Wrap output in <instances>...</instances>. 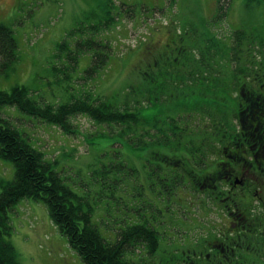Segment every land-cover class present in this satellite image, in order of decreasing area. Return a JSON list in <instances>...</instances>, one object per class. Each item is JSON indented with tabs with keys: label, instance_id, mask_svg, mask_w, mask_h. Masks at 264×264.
Wrapping results in <instances>:
<instances>
[{
	"label": "rangeland",
	"instance_id": "obj_1",
	"mask_svg": "<svg viewBox=\"0 0 264 264\" xmlns=\"http://www.w3.org/2000/svg\"><path fill=\"white\" fill-rule=\"evenodd\" d=\"M105 1L0 0V23L12 29L17 42V59L12 61L10 68L0 73V92L8 91L15 85L25 86L31 90L32 98L44 106H51L52 110L67 102L92 99L91 108H97L101 102L104 111L110 110L113 106L122 110L133 109L134 106L140 108L141 104L150 106L157 103L158 111L164 108V112L161 110L162 114H159L157 111V115L152 117L154 120L150 122L137 118V125L132 130L135 132L127 130L120 132L118 125L112 127L97 121L92 111L75 109L65 118V123L70 128L65 130L61 126L65 123H54L30 116L18 109L13 101H8L0 94L2 121L6 122L11 130L22 135L32 147L42 151L47 160L55 161L56 170L71 189L87 198L92 206L96 203V208L92 210L94 221L98 222L100 216L106 221L113 218L123 220L127 209L133 221L144 219L143 212L145 215L150 212V215L158 218V215H155L156 209L148 206L147 200L151 199L160 205L159 217L162 226L158 229V237L162 240L150 256L146 255V242L135 248L132 257L136 259V255H140V264L148 261L156 263L163 254L166 255L163 245L171 243L168 240L170 238H175L176 244L183 245L188 253V250H194L195 246L199 250L206 241L210 242L207 240L209 234L222 236L225 232H234L235 227L242 230L243 227H238L242 220V210L234 211L235 208H231L232 203L229 199L234 193L228 186L229 181L234 178L235 170L244 172L243 178L248 184V193L252 192L256 198L260 197V202L259 200L252 202L251 210L256 214L262 211L260 223L264 224V213L260 210V204L264 207V147L260 145L257 155L250 158L248 145L244 147L241 143L245 142L244 140L239 142L237 148L242 149V154L249 156L251 164H256L253 172L248 166L243 168L241 160L236 161L234 156L225 153L230 138L225 143V138L219 134L226 130L225 134L229 135L228 130L237 129L238 118L232 117L228 120L218 116L219 114L211 110L212 106L210 108V99L187 106L188 98L184 93L186 95L188 90L185 86L175 83L177 76L173 70L168 66L155 67L153 62L158 52L165 49L164 44L170 43L174 35L182 37L180 45L177 43L180 47L175 56L180 57L177 62L184 61V65L186 57H188L186 64L192 61L188 53L191 57L195 55L197 60H212L211 54H215L211 46L214 42L209 38L212 35L218 37L219 40H214H218L221 45L229 44L228 40L233 42L231 35L233 37L234 31L238 29L245 31L246 43H250L252 39L258 41L264 38V4L231 0L229 6L225 8L224 16H218L217 0H110V4H115L117 11L120 8L123 10V15L117 16L116 22L112 21L115 22L112 26L100 25L98 30L90 33L92 20L97 18V13L98 15L103 13L102 6ZM125 9H133V14L125 12ZM89 35L98 37L108 44L106 47L110 53L105 62L99 61L101 47L92 53L69 52L77 48V42L81 38ZM56 44L59 51L56 50ZM199 47L205 52L200 51ZM209 48L212 49L209 51ZM170 49L176 52L175 47L170 46ZM226 55H220L222 59L219 66L222 69L228 64ZM70 57H75V60L71 61ZM169 60L171 57L166 61ZM146 61L153 65L154 69L151 85L153 90L164 88L162 93L154 94L158 98L152 97V103L145 97L148 95L147 88L140 91L133 88L136 87L137 79L136 71L132 70L133 64ZM179 65L177 64V68ZM196 66L200 67L199 70L203 68L208 70V64L197 63ZM136 68L141 76L144 67ZM164 68L169 69V73L163 70ZM166 78V84H163ZM130 85L133 87L129 88ZM14 98L11 97L12 100ZM39 112L42 114L44 112L41 104ZM172 115L178 120L176 122L178 127H175L174 135L166 136L165 127L160 128L159 120H167L168 116ZM151 122L155 124L150 125ZM168 125L174 126L171 123ZM150 135H153V139L149 138ZM201 137L212 138L214 141L207 143L210 146L202 150ZM194 138L199 144L197 163L200 162L201 167L206 166L202 172L205 178L203 177L199 184L195 182L196 177H193L192 168L196 170L200 168L195 166L191 168L192 160L187 158L184 149L185 157L181 158L180 165L160 160L164 166L178 169L175 179H172L175 172L170 174L169 190L166 191L163 186L164 191L169 193L165 196H170L171 206L169 205V209L166 210L161 203L162 199L152 193L155 184L162 186L159 178L163 174L161 170L154 168L155 162L151 163L150 160L153 153H157L156 157L164 154L171 162L174 158L168 156L172 153L169 149L174 146L183 148L181 144H176L179 141L186 147L188 139ZM134 141L149 143L132 145ZM203 151L207 152V160L210 163L208 166L201 164ZM179 152L180 149L175 150V153ZM219 161H226L222 164L223 173L225 170L232 171L225 174L217 172L212 180V185H216V188L211 186L210 189L209 184L203 185V180H209L207 178L211 176L209 172L218 169L219 164L216 162ZM93 173H96V176H92ZM157 173L158 177L155 176ZM13 175L12 162L0 157V182L12 180ZM101 179L109 184L117 179L118 183L113 190H108L100 186ZM175 180V189L178 192H174ZM256 185L258 187H255ZM239 186L242 188L237 191L245 187L243 184ZM1 189L0 185V192ZM218 189L219 193H216L215 190ZM97 192L103 194L102 200H96ZM125 204L127 209L124 208ZM170 207L171 222L163 223V220L169 217ZM133 211L140 214L137 215ZM8 217L11 229L6 238L16 249L21 264H84L69 245L67 237L60 233L50 219L48 207L42 200L22 198L8 210ZM262 228L259 234L251 235L250 240L253 242L251 247L248 246L251 243L247 244V240L245 243L239 241V249H243L245 253L238 259L235 258L233 264H264V242L260 237L261 234L264 238V227ZM103 230L106 231L104 228ZM103 230L101 229L102 232ZM233 234L236 240L240 239ZM226 241L229 247L238 246L235 240ZM228 253L230 254V249L226 248V255ZM129 255L128 252L127 256ZM170 256L164 257L166 264H172L171 259L168 260Z\"/></svg>",
	"mask_w": 264,
	"mask_h": 264
},
{
	"label": "trees",
	"instance_id": "obj_2",
	"mask_svg": "<svg viewBox=\"0 0 264 264\" xmlns=\"http://www.w3.org/2000/svg\"><path fill=\"white\" fill-rule=\"evenodd\" d=\"M230 1L231 0H217L218 16H224L225 8L229 6ZM246 1L262 2L264 4V0ZM133 11V9H125V12L128 13L130 12L133 14ZM102 12L103 13L99 15L97 13V18L92 20V26L89 28L90 33L98 30L100 25H106L108 27L112 26L116 22V17L123 15V10L121 11L120 8V10L117 11V7L115 4H110V0L103 2ZM181 38V36L174 35L170 43L166 42V44H164L165 49L162 52H158L159 54L153 61L155 63L154 66L161 68L163 66H168L176 74L177 78L181 77L179 79L175 77V83L185 86V89L188 90L186 95L184 93V96L188 98L187 106H193L196 103L210 99V108L212 106L211 110L219 114L218 116L221 118H228V120L232 117L238 118L239 125L237 129L234 128L233 131L228 130L229 135L225 134L226 130L219 133L220 136L225 138V143L230 138L225 153L234 156L236 161L237 159L241 160V166L243 168L244 166H248L252 169V172L255 171L254 168H256V164H251L248 157L250 156L251 158L257 155L260 151V145L264 147V88H262V85H264V81H262L264 80L262 77L264 76V38H261L258 41L252 39L250 43H246L245 31L243 29H238L234 31L233 37L231 35L233 42L228 40L227 42H229V44L221 45L220 42H218V37L212 35L209 37L214 42V44L211 45L215 51V54H211L212 60H197L195 55H192L191 57L188 53V56L192 61L191 63L186 64V61L188 60V57H186L185 65L184 61L178 63L177 61H179L180 57L175 56L180 47L177 46V43L180 45L179 41ZM106 46H108V44L103 42L102 39L91 37L89 35L85 38H81L77 42V48L75 50L72 49L69 52L92 53L100 49L96 48L101 47L99 61L105 62L110 53V50ZM170 46L175 47L176 52L172 51ZM259 46L260 49H258ZM16 48L17 42L12 29L9 26L0 23V73L7 68H10L9 66L13 63L12 61L17 59ZM205 48L208 47L205 46ZM212 48H209V51ZM198 49L205 52L201 47ZM56 50H58L57 44ZM137 54L138 53H136V55ZM221 54H227L228 61L227 67L223 69L219 66V61L222 59V57H220ZM170 57L171 60L166 61ZM70 60H75V57H70ZM173 60H175V62ZM216 61H218V63H216ZM197 63H199V65L200 63L208 64V70H205L204 68L203 70H199L200 67L196 66ZM177 64H180L179 68H177ZM140 66L144 67V69L141 70V76L136 68ZM152 66L153 65L148 61L133 64L132 70L137 73L135 75L137 77L136 87H133L132 85L129 86V88L133 87L134 90L137 91H140L142 88H147L148 95H145V97H147L146 99L150 100L151 103L153 101L152 97L156 99L158 98L154 94H160L164 90V88L153 90L151 85L154 69ZM55 70L59 69L55 68ZM163 70L169 73V69L164 68ZM66 71H68V69ZM197 74L200 75L197 76ZM68 77L70 78L69 75ZM166 81L167 78L164 80L163 84H166ZM0 94L8 101H13L18 106V109L26 112L30 116L36 117L37 119L39 118L54 123H65V118L72 114L75 109H83L88 112L92 111V114L97 121L104 122L110 126L112 125V127L113 125H118L120 127V132H125L126 130L135 132L132 130L137 125V118H141L144 122H150L154 120L152 117H154L158 111L157 103H152L150 106H143L141 104L140 108L134 106L133 109L126 108L122 110L116 109V107L113 106L110 110L107 109L104 111L101 107V102L99 104L100 107L91 108L92 99L90 101L83 99L82 101L76 100L73 102H67L54 107L55 110H52L51 106H44L43 103L32 98L30 95L31 90L22 85H15L10 90H4L3 92H0ZM11 97H15L14 100H12ZM109 102L111 103V101ZM39 103L43 106V114L39 112ZM153 108H155V110H153ZM161 110L164 112V108H161ZM161 110L157 113L162 114ZM136 113L138 114L136 115ZM168 117L169 119L167 120H159L161 121V124L159 125L160 128L165 127L166 136L174 135L175 127H178V125H176V122L178 121L175 120L176 117H174V115ZM177 118L179 119V117ZM168 123H171L174 126L169 127ZM153 124L155 123L153 122ZM153 124L152 122L150 123V125ZM61 126L65 130H70L66 123ZM227 128L229 127L227 126ZM173 137L174 136H172V138ZM149 138L153 139V135H150ZM242 140L245 142H241ZM213 141L214 139L212 138L208 139L207 137H201V149L204 150L206 147L210 146V144L207 145V143H213ZM239 142H241L244 147L248 145L247 147L250 152L248 157L247 155L242 154V149L239 150L237 148ZM148 143L149 141H134L132 142V145H146ZM176 144H181L183 148L174 146L169 149L172 153L168 154V156L174 158L171 162L168 161V157L164 154L161 157H156L157 153H153L154 155H152L150 161L151 163L155 162L154 168L164 166L160 160H162V162H168V164L172 163V165H180V160L182 161L181 158L184 159L185 157L183 152L184 149L187 158L192 160V162H190L191 168L193 166L200 168L197 170L192 168L194 171L201 172L206 169V166L201 167L200 162L197 163L198 161L196 158L199 153L197 148L199 144L195 138L188 139L186 147L184 146V143L180 141ZM176 149H180L181 152L175 153ZM0 157L4 160L11 161L14 166L13 179L0 182L2 187L0 192V264H21L16 249L6 237L9 236L11 229L8 220V210L14 205V203L22 198L42 200L47 205L50 219L57 226L60 233L67 237L69 245L77 252L84 264H140V255L137 254L136 259H133L132 257L135 253V248L138 247L139 244L146 242L147 256H150L158 248L159 243L162 240V238L159 239L158 237V229L162 226V220L159 217L161 211H156L155 215H158V218L152 215L154 218L148 219L145 217L140 221H133L129 216L130 213L128 214L127 205L125 204L124 208L127 209V211L125 213L126 217H124L123 220L121 218V220L118 221V218H113L110 219V221H106L103 216H100L101 219L98 222L96 220L94 221L92 210L96 208V203L92 206L87 198L78 195L73 189H71L65 183L60 172L56 170L55 161L51 162L47 160L42 151L36 147H32L22 135L11 130L8 127V124L2 121L1 118ZM154 157L156 159H154ZM245 161H247V163H245ZM224 162L226 161L216 162V164H219V166L217 165L218 169H213L209 172L211 176L207 177L209 180H203V185L209 184L210 189H212V177L216 176L217 172L219 174H224L221 169ZM184 163H186V161H184ZM201 164L207 166L210 165L207 160V152L205 151L201 153ZM183 170L185 169L183 168ZM194 171H192V173ZM241 172L243 171L235 170L234 176ZM92 176H96V173H93ZM194 176L195 173H193V177ZM94 179L96 180V178ZM238 179L239 178L236 177L228 186V189L234 191L233 196L230 194L228 195L231 196L229 197L232 203L231 208H235L234 211L242 210V220L238 227H243V229L240 230L235 227L234 232H225L222 236L209 234L207 238V240L210 241L209 243L217 245L216 247L225 250V255L220 256V258H223V264H228V262L233 264L235 258L238 259L239 256H242L245 252L243 249H239V241L245 243L247 240V244L251 243L248 246L251 247V245H253V242L250 240L252 239L251 235L254 233L259 234L263 230L262 227H264V224L260 223L262 220V211L256 214L251 210L253 209L251 208L252 202L257 200V198L252 195V192L248 193V184H246L245 178L243 179V183H240ZM235 180H237L238 183H236ZM113 181V183L109 184L108 182H105L104 179H101L100 186L108 190H113L116 183H118V180L115 179ZM195 182L199 184L200 180L195 178ZM239 184L245 186L241 191H237L242 188ZM193 187L196 188L194 185ZM213 187L216 188V185ZM255 187H258V185ZM254 190H256V188H254ZM215 191L216 193H219V189ZM96 196V200L103 199V194L101 192H97ZM213 197L216 198L217 196L213 195ZM234 200H236V202ZM133 212L137 215L140 214V212ZM142 214H144V212ZM168 218L170 221V217ZM111 221L112 223H110ZM112 224L113 226H111ZM100 228L102 230L104 228L106 231L103 230L102 232ZM104 232L107 233L104 234ZM233 233H235L240 239L236 240ZM260 237L264 242V238L261 234ZM168 240H170L171 243L163 245L166 255L162 252L163 255L161 254L162 256L160 257V260L156 261V263H154L155 261L146 262L143 259L146 262L145 264H166V260L163 259L170 255L172 256L168 258L171 259L172 264H207L203 260V255L199 260L196 259L191 252H188L187 254L191 259H194L193 263L177 261L176 258L174 259V255L182 258V249L185 248H183V245L181 246V244H176L175 238H170ZM226 240H235L238 246L229 247ZM255 242L258 243L259 241ZM226 248L230 249V254L228 253L226 255ZM173 250H175V252H173ZM128 252L130 253L129 257L127 256ZM221 254L223 255L224 252Z\"/></svg>",
	"mask_w": 264,
	"mask_h": 264
},
{
	"label": "flooded vegetation",
	"instance_id": "obj_3",
	"mask_svg": "<svg viewBox=\"0 0 264 264\" xmlns=\"http://www.w3.org/2000/svg\"><path fill=\"white\" fill-rule=\"evenodd\" d=\"M264 152V151H263ZM157 169H159V170H161L162 171V174H163V176L162 177H160L159 179H160V181H162V186H160V185H156L155 184V189H160L159 187H161L162 189H160V190H162V191H164V189H163V186L166 188V191H168L169 190V185H170V180H171V172H175V175L174 176H172V179H175L176 178V174H177V170L178 169H170V167H168V166H163V167H156ZM163 168V169H162ZM171 170V171H170ZM230 171H232V169H230V170H225L224 171V174L225 173H229ZM202 172L203 171H201V172H199V171H194L193 173H195V176L194 177H196V178H198L200 181H202V179H203V177H204V175L205 174H202ZM197 175V176H196ZM243 175H245L244 174V172H241V173H237L235 176H234V178L231 180V181H229V183L231 184L232 182H233V180L237 177V178H239L238 180H239V182L240 183H243ZM155 176L156 177H158L159 176V174L157 173V174H155ZM214 178H215V176L214 177H212V180H214ZM173 187H174V192H178V190L177 189H175V187H176V180L174 181V183H173ZM166 191H164V192H166ZM166 193H168V192H166ZM233 196V195H232ZM257 200H259V202L261 201V199H260V197L259 198H257ZM235 201V200H234ZM169 205V201H168V204L166 205V206H168ZM260 210H263L264 211V207H262V205L260 204ZM264 213V212H263ZM145 215V214H144ZM151 218H154V217H152V216H148V219H151ZM169 221V218H167V219H165L164 221H163V223H167ZM206 243H209V242H207L206 241ZM206 243H204V244H202V247H200L199 248V250H198V248L195 246L194 247V250H188V252H191V254L194 256V257H196V259H201V257H202V255H203V260L207 263V264H223L224 262H223V258L221 257L220 258V256H224L225 255V250L224 249H220V248H218V247H216L217 245H214L215 247H213V244H211V243H209L208 244V246L207 245H205ZM203 245H205V246H203ZM217 248V249H216ZM183 250V257L181 258V257H179V256H175L174 255V259L176 258V260L177 261H180V262H183V263H188V262H190V263H193V261H194V259H191V257H189V255L187 254V251L185 250V249H182ZM216 250V251H215ZM200 251V252H199ZM224 252V254L222 255L221 253H223ZM168 260H169V258H168ZM228 264H229V262H228Z\"/></svg>",
	"mask_w": 264,
	"mask_h": 264
},
{
	"label": "bare ground",
	"instance_id": "obj_4",
	"mask_svg": "<svg viewBox=\"0 0 264 264\" xmlns=\"http://www.w3.org/2000/svg\"><path fill=\"white\" fill-rule=\"evenodd\" d=\"M153 190H160V189H153Z\"/></svg>",
	"mask_w": 264,
	"mask_h": 264
}]
</instances>
